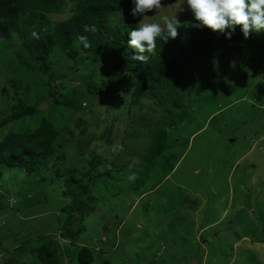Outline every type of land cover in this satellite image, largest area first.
Instances as JSON below:
<instances>
[{
    "label": "rangeland",
    "instance_id": "obj_1",
    "mask_svg": "<svg viewBox=\"0 0 264 264\" xmlns=\"http://www.w3.org/2000/svg\"><path fill=\"white\" fill-rule=\"evenodd\" d=\"M186 13L193 18L184 0H161V8L137 20L140 26L163 24L162 17L167 16L175 17L178 24ZM20 43L15 35L8 53L17 52ZM109 56L99 52L93 70L84 71L93 72L87 81L63 67H82L80 57L71 61L60 55L49 85L52 92L34 89L26 103L34 109V117L19 126L20 121L0 126V142L23 125L34 131L35 118L42 114L55 125L53 147L57 156L67 160V168L80 174L92 156L114 159L123 135L128 134L141 163L139 170L124 171L116 161L105 166L118 188L102 181L103 192H93L99 197L96 206L85 215H72L77 222L74 229H84L76 236L77 246H71L62 228L66 201L51 177L40 186L21 172L0 167V264L13 256L22 258V264H41L30 251L46 243L61 264H77L80 247L92 251L90 264H191L193 260L202 264L204 253V264H264V111L256 103V92L264 83V49L260 70L245 62L237 77L240 83L233 89L228 76L205 92L190 95L181 110L166 101L150 110L142 98L136 105L135 92L126 88V78L112 71ZM234 68L225 70L230 73ZM6 79L0 74V125L19 99ZM90 83L102 92L88 93ZM66 97L74 98L76 109L59 107ZM156 151L161 154L157 158ZM203 228L207 230L199 234Z\"/></svg>",
    "mask_w": 264,
    "mask_h": 264
},
{
    "label": "trees",
    "instance_id": "obj_2",
    "mask_svg": "<svg viewBox=\"0 0 264 264\" xmlns=\"http://www.w3.org/2000/svg\"><path fill=\"white\" fill-rule=\"evenodd\" d=\"M131 8V0H0V74L7 76L12 95L19 97L15 98L17 105L10 108L11 115L0 125L1 128L11 121H20L19 126L23 120L34 117V109L26 104L27 97L34 93V89L52 92L49 85L60 55H66L71 61L80 57L84 62L82 67H71L72 64H64L63 67L73 76L90 81L93 72L85 75L84 71L93 70L99 52L106 51L110 55L112 71L126 78V88L135 92L136 105L140 104L142 98L148 101L146 104L149 109L152 107L150 110L157 109L164 101L170 107L181 110L190 95L203 93L228 76L233 80V85H230L233 89L234 84L240 83L241 78L237 77H240L239 71L246 68V63L250 68L260 70L264 32L252 33L246 39L236 26L229 39L207 27L197 29L194 26L197 21L189 19L191 14L187 13L176 24L177 36L167 41L158 39L155 52L145 53L149 59L141 63L134 58L138 54L136 50L128 44L131 30L140 27L137 17L133 18L130 14ZM86 26L94 27L95 31H86ZM15 35L21 40L20 48L9 54ZM81 36L87 37L91 47L84 48L79 39ZM54 55L57 57L54 58ZM233 63L238 66L232 67ZM11 66L13 69H10ZM227 66L234 69L228 73L225 70ZM6 69L11 71L4 74ZM252 77L245 82L247 86H250ZM28 79L34 83L27 84L25 81ZM262 85L263 88L256 92V103H260L258 106L264 111V83ZM86 90L92 95L102 92L91 83L86 84ZM59 107L76 109L77 103L74 98L66 97L60 101ZM142 109L139 106L138 113ZM35 119L37 127L34 131L23 125L17 132L8 133L0 142V167L8 172H21L40 186L46 177H51L60 190L61 198L66 201L62 228L67 232L68 243L77 246L76 236L84 228L74 229L77 222L71 220L72 215H85L88 208L96 206L99 197L93 192H103L105 186L102 187V181L117 187L111 170L105 166L116 161L124 171L139 170L141 163L136 159V148L132 147L133 137L123 135L121 151L114 159L92 156L78 174L76 169L66 167L67 160L63 155L55 154V125L42 114ZM76 125L77 129L81 126L79 123ZM156 152L157 158L160 153ZM156 152L152 156L148 154L152 160ZM155 162L159 164L157 160ZM49 171L51 175H48ZM116 193L119 200L122 193ZM27 242L30 240L24 243ZM30 256L41 264H61L47 243L32 249ZM92 259V251L80 247L74 263L90 264ZM21 260L13 256L4 264H22Z\"/></svg>",
    "mask_w": 264,
    "mask_h": 264
},
{
    "label": "clouds",
    "instance_id": "obj_3",
    "mask_svg": "<svg viewBox=\"0 0 264 264\" xmlns=\"http://www.w3.org/2000/svg\"><path fill=\"white\" fill-rule=\"evenodd\" d=\"M197 24V29L207 27L213 32L224 34L231 38L236 26H239L244 38L252 33L264 32V0H184ZM130 14L133 18L145 17L153 9L161 8V0H131ZM161 23H143L129 33L128 44L137 55L134 58L141 63L149 59L145 53H154L157 40L167 41L177 36L176 18L162 17ZM86 31H95L92 26H86ZM84 48L91 47L87 37L81 36Z\"/></svg>",
    "mask_w": 264,
    "mask_h": 264
},
{
    "label": "crops",
    "instance_id": "obj_4",
    "mask_svg": "<svg viewBox=\"0 0 264 264\" xmlns=\"http://www.w3.org/2000/svg\"><path fill=\"white\" fill-rule=\"evenodd\" d=\"M259 139H261V137L259 138ZM258 139V140H259ZM246 154V153H245ZM242 159V158H241ZM240 157H239V159L236 161V163L237 162H239L240 160ZM229 176H230V178H232V174H229ZM207 230V228H203V229H200V232H199V234L202 232H205ZM207 244V243H206ZM203 257H202V264H204V256H205V253L202 255ZM191 264H196L195 262H194V260L193 261H191Z\"/></svg>",
    "mask_w": 264,
    "mask_h": 264
}]
</instances>
